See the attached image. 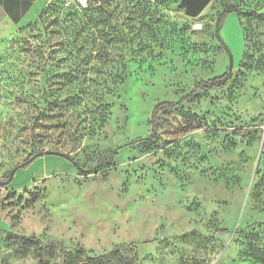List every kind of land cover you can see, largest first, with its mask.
<instances>
[{
    "label": "rangeland",
    "instance_id": "rangeland-1",
    "mask_svg": "<svg viewBox=\"0 0 264 264\" xmlns=\"http://www.w3.org/2000/svg\"><path fill=\"white\" fill-rule=\"evenodd\" d=\"M0 180V264H264V0H42L0 26Z\"/></svg>",
    "mask_w": 264,
    "mask_h": 264
},
{
    "label": "trees",
    "instance_id": "trees-1",
    "mask_svg": "<svg viewBox=\"0 0 264 264\" xmlns=\"http://www.w3.org/2000/svg\"><path fill=\"white\" fill-rule=\"evenodd\" d=\"M104 10L108 12V14L112 17L115 16L114 12L107 8L104 7ZM231 13H236V14H241L242 10L234 5H226L224 7V9L222 10V12L219 14L217 21H216V35L217 38L219 40V42L221 43V45L223 46V48L226 50L227 53H230L229 48L227 47L224 39L221 36V27L224 24L226 18L229 16V14ZM253 14H257L256 12H254ZM261 14H258V16H260ZM232 77V71L228 70L225 73H223L222 75L207 79V80H203L201 82H199L195 88L187 95H185L183 98L177 100V101H167V102H162L160 104H158L155 109H154V120H153V127H152V133L154 134L155 131L157 130V125H158V121L156 120L157 114L160 111H165L167 109H171L175 106H177L178 104H180L181 102H183V100H185L186 98H189L190 96H192L194 94V92L197 91L198 88H201L203 90H208V89H214V88H222L224 87L231 79ZM151 136V135H150ZM149 136V137H150ZM149 137L147 138H140L139 141H146ZM33 154H31L29 156V158L27 160H30L32 158ZM11 178V175H10ZM9 178V179H10ZM24 240L27 241V243L29 244H35L38 242V240L36 238H23ZM49 250L51 251H55V248L53 246H49ZM81 251H75L74 255H78L80 254ZM72 254V253H70ZM119 254V249H115L110 256H114ZM110 256H95V257H88L93 263L95 264H111L109 263L106 259H108V257ZM126 264H130V263H126Z\"/></svg>",
    "mask_w": 264,
    "mask_h": 264
},
{
    "label": "crops",
    "instance_id": "crops-1",
    "mask_svg": "<svg viewBox=\"0 0 264 264\" xmlns=\"http://www.w3.org/2000/svg\"><path fill=\"white\" fill-rule=\"evenodd\" d=\"M41 5L42 0H0V26L24 23Z\"/></svg>",
    "mask_w": 264,
    "mask_h": 264
},
{
    "label": "water",
    "instance_id": "water-1",
    "mask_svg": "<svg viewBox=\"0 0 264 264\" xmlns=\"http://www.w3.org/2000/svg\"><path fill=\"white\" fill-rule=\"evenodd\" d=\"M208 1L209 0H182V4L185 5L186 12L189 15L194 16V15H197L203 9V7L207 4ZM233 65H234V60H233V56L230 53L229 54V68L232 69ZM42 153L67 156L65 153L57 151V150H46ZM16 170H17V168L12 169L11 178L13 177ZM9 180L8 181L0 180V184L5 185L9 182Z\"/></svg>",
    "mask_w": 264,
    "mask_h": 264
}]
</instances>
